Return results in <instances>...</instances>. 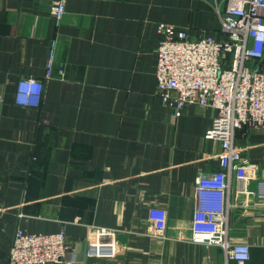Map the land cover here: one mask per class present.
Masks as SVG:
<instances>
[{
  "label": "crops",
  "instance_id": "1",
  "mask_svg": "<svg viewBox=\"0 0 264 264\" xmlns=\"http://www.w3.org/2000/svg\"><path fill=\"white\" fill-rule=\"evenodd\" d=\"M56 1L0 0V264L17 230L63 233L71 264H223L219 247L191 243L195 180L221 169L220 143L205 138L214 111L186 103L176 116L155 93L158 25L223 41L211 3L66 0L56 26ZM52 42L41 99L19 105L18 81L44 80ZM234 143L249 194L232 185L230 237L264 264V128ZM160 212L162 237L150 236ZM93 227L115 232L100 257H86Z\"/></svg>",
  "mask_w": 264,
  "mask_h": 264
},
{
  "label": "built area",
  "instance_id": "2",
  "mask_svg": "<svg viewBox=\"0 0 264 264\" xmlns=\"http://www.w3.org/2000/svg\"><path fill=\"white\" fill-rule=\"evenodd\" d=\"M218 20V41L200 35L191 39L185 30L169 24L158 25L155 93L164 105L178 116L186 103L198 104L214 111L205 138L221 146L220 167L213 173H200L195 180L196 205L191 221V243L217 246L224 255L223 264H247L250 245L230 237L229 200L233 184L240 192L246 189L248 160L241 155L234 139L238 130L264 128V69L258 65L264 57V0H207ZM66 0H57L51 15L59 26ZM55 43L52 42L44 80L21 78L16 100L21 106L41 99L44 81L52 76ZM255 62L256 64H251ZM59 73L63 75V69ZM241 184V186H240ZM258 183L259 195H264ZM4 209L0 204V213ZM157 215V218L155 217ZM155 225L153 237H162L165 220L162 212L151 215ZM156 219V220H155ZM114 231L93 227L87 239L86 257H100L111 248ZM74 248L63 233L28 234L17 230L6 264H71L68 255Z\"/></svg>",
  "mask_w": 264,
  "mask_h": 264
}]
</instances>
